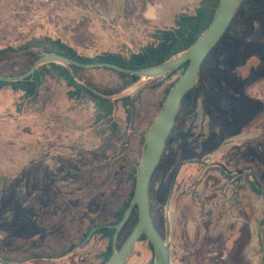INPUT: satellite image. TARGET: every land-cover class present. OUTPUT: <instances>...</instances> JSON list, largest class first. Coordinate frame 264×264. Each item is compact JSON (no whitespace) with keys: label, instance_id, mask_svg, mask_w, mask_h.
Returning a JSON list of instances; mask_svg holds the SVG:
<instances>
[{"label":"rangeland","instance_id":"rangeland-1","mask_svg":"<svg viewBox=\"0 0 264 264\" xmlns=\"http://www.w3.org/2000/svg\"><path fill=\"white\" fill-rule=\"evenodd\" d=\"M198 2L0 0V50L8 51L0 57V76L17 77L32 68L36 55L25 46L36 38L61 39L85 57L129 58ZM238 9L194 93L180 106L152 180V214L169 241L173 264H264V194L252 188L253 179L264 187V0ZM42 73L41 94L31 103L21 104V94L11 87L0 89V259L20 264L26 256L53 257L73 248L58 260L27 264H101L111 238L97 232L84 242L86 234L107 223L127 196V168L120 157L135 150L136 158L142 157L141 135L159 115L165 89L177 76L142 78L126 91L139 97L129 119L117 109L120 129L113 142L92 125L93 102L80 110L68 101L53 69ZM80 74L97 87L123 85L104 68ZM193 159L212 167L186 163ZM237 170L245 176L233 175ZM154 262L153 247L143 240L126 264Z\"/></svg>","mask_w":264,"mask_h":264},{"label":"trees","instance_id":"trees-1","mask_svg":"<svg viewBox=\"0 0 264 264\" xmlns=\"http://www.w3.org/2000/svg\"><path fill=\"white\" fill-rule=\"evenodd\" d=\"M248 1H251V0H238V8L239 7L241 8V6L245 7V4L248 3ZM218 5H219V0H199L198 5L195 7V9L192 12H182L180 14H177L174 20V24L171 27L156 30L153 33L151 37V41L147 44V46L144 47L141 51L137 53H133L129 58L123 57L122 55H119V54H113V53L98 55L92 58L85 57L79 54L78 51L73 46L63 42L61 39H52L50 37H44L42 39H37V38L32 39V41H30V43H28L25 46V50L34 49L33 52H35V55H36L35 61L42 55L58 54V55H64V56L73 58L82 63L109 62V63H114V64L121 65L123 67L130 68V69L147 70V69L159 66L171 59H174L177 56L189 50L197 42V40L204 34V32L208 29L209 25L211 24V22L216 16ZM238 8H237V11L239 10ZM255 13H257V11L254 12L253 14ZM235 20H236V15L228 31L226 32L224 37L221 39V41L226 37L231 27L233 26V23L235 22ZM218 45L215 47V49L218 47ZM23 48H24L23 46L19 47L20 50H22ZM215 49L209 54L203 66L208 61V59L212 56ZM9 52L11 53L12 49H10ZM7 53H8L7 50H0V57L5 56V54ZM187 65L188 63L182 64L179 67L169 71L165 75L158 77V78H163V79H170L172 78V76H175V75L177 76L176 79H174L165 89V99L167 98L170 90L173 88V86L176 84V82L179 80V78L185 71ZM40 68H42V70L43 68L46 70L53 69L56 72V76H57L56 79L59 83L65 86V89H66L65 96L67 97L68 101L72 103V105H76L78 106L80 110H83V109L90 108L88 107L87 103L93 102L95 104L94 105L95 107L93 108L94 110H93V114L91 117L92 125L99 128L100 129L99 132L101 134H106L108 138L111 139V141L113 142L115 141V139L117 138L119 134V129H120L118 117H116V111L119 107H122L124 111L126 112L125 114H127V118L129 119V117L131 116L132 108L136 106L139 93H137L136 95H131V94H127L126 91L130 89L134 84L138 83L142 79V77H139L133 74H126V73L118 72L110 68H104V67L97 66L95 68H104L106 70H109V71H112L118 74L123 80V85L121 87L105 89V88L97 87L93 83L84 80L80 72L87 70L88 68H82V67H78L72 64L64 65L58 62H51V63H46V64H42L38 66L36 69L35 75L29 78H26L24 80H19V79L2 80L0 79V89L2 90V89L11 87V89L14 92L20 93L21 94L20 96L21 104L25 102L31 103L33 101H36L37 98L41 94V88L44 82L43 73ZM163 82L164 81H161L160 82L161 84L158 83L156 87L162 85ZM194 89H192L190 92L186 94V96L184 97L181 103V106L194 93ZM140 93H143V90ZM18 110L20 109L18 108ZM179 114H180V110L177 114V118L179 117ZM175 128L176 127L173 128L171 135L173 134ZM148 131L149 129L146 131V133L143 132V134L141 135V138L139 140V143H141L140 147H143V148L145 147L146 134L148 133ZM167 147H168V142L166 144V148H165V151H164V154L162 156L160 163H162L164 159V155L167 152ZM142 150L143 149H140L139 151L140 157L142 156ZM135 151L134 153L128 156L123 155L122 157H120L122 163L127 168L126 169V187H128L127 196L114 209L109 221L107 223H103L100 225L118 224L121 221V219L124 217L126 211L129 209V207L133 203L134 191H135L136 180H137V172H138V166H139L138 159L141 160V158H136V156L134 155ZM135 159H137V161H135ZM158 167H160V164ZM151 187H152V181H151L150 188H149L150 210L152 214L153 203H152V198H151V193H150ZM252 188L254 191L256 190L259 193L264 194V187H261V189H258L256 187L255 182H252ZM152 217H153V214H152ZM137 222H138V212H137V209L134 208V211L129 221L124 226V228L122 229L119 235V239H120L122 235L124 234V232L127 233L125 240L123 241V244L126 242V240L131 235L133 229L137 225ZM89 232L86 234V236L89 234ZM97 232L106 233L105 235L111 238L110 239L111 245H109L108 251L105 253V257L101 263V264H105L112 255V247L114 244V234L116 232V229H113L111 227H103L95 231L94 233H97ZM143 240H148L150 242L148 237L145 235L141 237L139 242ZM261 240H263V235H261ZM118 241L116 243V246L118 247V249H120L123 246V244L119 246ZM249 244H251V239H248L247 241L248 246ZM72 249L64 248L59 252L58 251L54 252L52 253L53 257L41 258L40 255L39 256L38 255L26 256V258L23 261H21L20 264H27L28 262L33 263V262H39V261H45V262L55 261V260H58L64 257ZM258 254H261V253H258ZM242 256H244V254L239 255V257H242ZM4 260L10 261V259H4Z\"/></svg>","mask_w":264,"mask_h":264},{"label":"water","instance_id":"water-1","mask_svg":"<svg viewBox=\"0 0 264 264\" xmlns=\"http://www.w3.org/2000/svg\"><path fill=\"white\" fill-rule=\"evenodd\" d=\"M237 8L238 0H219L215 18L197 42L185 53L154 68L136 70L109 62L82 63L64 55L46 54L40 56L33 64L32 68L23 75L17 77L0 76V79L2 80H24L34 76L38 66L51 62H58L64 65L72 64L82 68L100 66L126 74H133L142 78H157L165 75L182 64L188 63L185 71L170 90L159 115L151 125L146 136L145 147L142 151V157L137 172L132 205L118 224L97 226L89 232L87 238L84 240V242H86L97 229L103 227L116 229L112 255L105 264H126L135 246L143 235L148 237L153 246L155 255L154 264H173L169 241L164 239L157 230L151 214L149 188L154 174L161 162L168 139L176 124L177 114L180 110L181 103L186 94L196 86L205 60L228 31L236 15ZM186 163H204L206 166H211V164L198 159L188 160ZM134 208H136L138 212L137 225L123 246L118 249L116 243L119 239L120 232L129 221ZM167 209L168 211L170 210V204H168ZM169 235L170 218L167 216V236ZM0 264H10V262L0 259Z\"/></svg>","mask_w":264,"mask_h":264},{"label":"flooded vegetation","instance_id":"flooded-vegetation-1","mask_svg":"<svg viewBox=\"0 0 264 264\" xmlns=\"http://www.w3.org/2000/svg\"><path fill=\"white\" fill-rule=\"evenodd\" d=\"M175 127V126H174ZM202 165H204V166H206L204 163H201ZM207 167H210V166H207ZM211 167H212V165H211ZM226 171V170H225ZM245 170H237V171H233V175L234 174H237L238 175V177H243V176H245ZM252 182H255V184H256V187L258 188V189H261V185H258V182H257V180L256 179H253V181ZM132 254V253H131ZM131 256V255H130ZM130 258V257H129ZM129 260V259H128ZM128 262V261H127ZM126 262V263H127Z\"/></svg>","mask_w":264,"mask_h":264},{"label":"clouds","instance_id":"clouds-1","mask_svg":"<svg viewBox=\"0 0 264 264\" xmlns=\"http://www.w3.org/2000/svg\"><path fill=\"white\" fill-rule=\"evenodd\" d=\"M154 9H150V13H154ZM146 15H148L147 13H146Z\"/></svg>","mask_w":264,"mask_h":264}]
</instances>
